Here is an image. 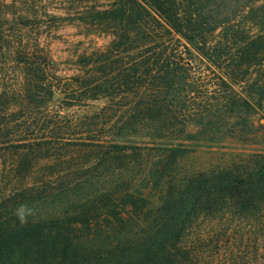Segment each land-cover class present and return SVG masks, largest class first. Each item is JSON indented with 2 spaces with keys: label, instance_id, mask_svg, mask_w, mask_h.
Instances as JSON below:
<instances>
[{
  "label": "trees",
  "instance_id": "trees-1",
  "mask_svg": "<svg viewBox=\"0 0 264 264\" xmlns=\"http://www.w3.org/2000/svg\"><path fill=\"white\" fill-rule=\"evenodd\" d=\"M84 15L112 41L79 55L76 73L62 76L54 55L37 44H19L8 56L22 78L13 104L0 108V159L11 158L3 167L13 182L0 198V264H181L192 251L186 231L202 223L264 235V157L173 173L197 150L186 143L209 132L205 121L264 108V0H112ZM100 101L123 102L126 126L158 146L145 186L122 183L96 196L83 168L66 189L88 191L63 200L71 210L36 214L46 201L31 196L51 185L30 183V173L59 156L63 136L106 121L115 110H93ZM177 128L187 136L176 137ZM105 210L110 220L98 222Z\"/></svg>",
  "mask_w": 264,
  "mask_h": 264
},
{
  "label": "rangeland",
  "instance_id": "rangeland-1",
  "mask_svg": "<svg viewBox=\"0 0 264 264\" xmlns=\"http://www.w3.org/2000/svg\"><path fill=\"white\" fill-rule=\"evenodd\" d=\"M111 2L112 0H0V108L13 104V93L18 89L22 78L18 68L8 58L13 47L19 44H37L54 55L62 76L72 75L78 70L75 61L79 55L103 50L112 41L109 33H101V29L83 20L84 13L91 8H105ZM69 55H74L72 61ZM200 69L207 71L203 66H199L198 70ZM259 74L264 76V67ZM52 104L57 109L62 105L61 98L56 96ZM122 104L121 101L109 104L113 105L115 111L108 115L105 122L93 126L91 132L63 136L60 142L67 146L59 151V156L42 161L32 170L28 178L30 183L43 178L51 185L46 192L31 196H41L46 201L42 208L35 211L36 214L50 210H71V207H63L66 206L63 200L83 198L88 191L66 189L67 186H72L70 181L78 180L83 168L90 169L82 176L91 180L96 196L104 194L107 189L109 192L113 191L122 183L126 185L132 182L140 188L145 186L148 163L159 153L155 149L158 146L143 137V131L130 130L126 126L129 114ZM109 105L106 106L103 101L93 103V110H102ZM235 116L236 113L226 117L216 115L217 118L214 117L212 122L205 121L204 125L209 132L202 136V141H198L197 134V137L186 143L198 146L197 150L181 160L173 173L181 175L221 170L234 163H250L264 157V108L257 110L255 114H242L241 119H235ZM251 124L254 125L253 129ZM240 129L247 132L241 139L238 136ZM181 131L183 130L177 128L175 136H187V133ZM251 131L256 132L257 137L250 135ZM85 145L102 148H85ZM113 146L122 148L118 149L122 152L114 156L108 155V152L114 150ZM10 161L11 158L5 161L0 159V198L10 193L13 184L11 179L6 178L3 167V163L8 165ZM104 212L98 222L110 220L107 211ZM248 231V227L229 224L205 222L197 225L186 231L183 243L192 244V251L181 264H264V235H250Z\"/></svg>",
  "mask_w": 264,
  "mask_h": 264
}]
</instances>
